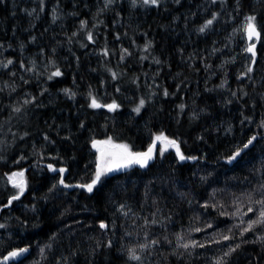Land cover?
Masks as SVG:
<instances>
[{"label": "trees", "instance_id": "obj_1", "mask_svg": "<svg viewBox=\"0 0 264 264\" xmlns=\"http://www.w3.org/2000/svg\"><path fill=\"white\" fill-rule=\"evenodd\" d=\"M167 2L0 0V264H264V0ZM159 135L99 174L97 141Z\"/></svg>", "mask_w": 264, "mask_h": 264}, {"label": "rangeland", "instance_id": "obj_2", "mask_svg": "<svg viewBox=\"0 0 264 264\" xmlns=\"http://www.w3.org/2000/svg\"><path fill=\"white\" fill-rule=\"evenodd\" d=\"M159 1L165 3L170 0H130L133 5L140 6L141 8H150L154 3ZM24 7L26 8V6ZM55 11L57 12V15H59V11ZM254 23L255 22L252 19L246 17H243L242 19L236 22L233 21V25L230 31H228V34L226 35V41L229 43L227 46V50L224 52V54L228 55L231 53L229 58L235 60L241 58L246 63H250L252 61L253 56L248 50L249 43L247 41L246 35L248 27ZM33 51H30L29 49L27 55L30 54L32 58L31 61L33 69L39 71V67L43 66V63L40 62V59L38 57L41 51H38V49L35 48H33ZM31 53H34V55H31ZM156 139L160 140L159 146L163 149L176 148V143L171 139L166 138L164 135H159ZM95 148L98 150L99 155V174L113 172L112 167L116 163L122 161L133 160L134 164L137 163V160L141 162L144 160V153L149 150L148 148L144 152H132L125 144L115 143L110 140L97 141L95 143ZM158 149L159 147L157 146V150ZM13 178L17 181H20L22 180V174H16L13 176ZM135 259L138 260L140 264H144V258L137 256Z\"/></svg>", "mask_w": 264, "mask_h": 264}, {"label": "water", "instance_id": "obj_3", "mask_svg": "<svg viewBox=\"0 0 264 264\" xmlns=\"http://www.w3.org/2000/svg\"><path fill=\"white\" fill-rule=\"evenodd\" d=\"M247 41L249 43V51L253 56V60L252 63L254 64L255 61L257 60L258 57V50H257V46H258V42L261 39V32L258 28L257 25L255 24H251L248 29H247ZM160 140H155V142L152 144V146L149 148V150L144 153V160L143 161H139L137 160V163H143V164H147L150 161H152L156 155V151H157V146L159 144ZM134 164L133 160H127V161H122L119 163H116L113 167L112 170L113 172H119V171H125L127 169H129L132 165ZM52 172H62V178L61 181H63L64 177H65V167H60L55 169L54 166L51 167ZM31 251L30 247H21V248H15L10 250L7 255L5 256V262L6 263H10L12 261H19L23 258H25Z\"/></svg>", "mask_w": 264, "mask_h": 264}, {"label": "flooded vegetation", "instance_id": "obj_4", "mask_svg": "<svg viewBox=\"0 0 264 264\" xmlns=\"http://www.w3.org/2000/svg\"><path fill=\"white\" fill-rule=\"evenodd\" d=\"M259 28V27H258ZM259 30H260V28H259ZM260 32H261V38H262V31L260 30ZM261 40V39H260Z\"/></svg>", "mask_w": 264, "mask_h": 264}, {"label": "bare ground", "instance_id": "obj_5", "mask_svg": "<svg viewBox=\"0 0 264 264\" xmlns=\"http://www.w3.org/2000/svg\"><path fill=\"white\" fill-rule=\"evenodd\" d=\"M29 1V0H28ZM168 3V2H167ZM21 4V3H20ZM24 8V7H23Z\"/></svg>", "mask_w": 264, "mask_h": 264}]
</instances>
